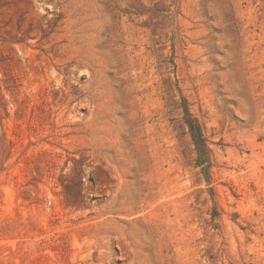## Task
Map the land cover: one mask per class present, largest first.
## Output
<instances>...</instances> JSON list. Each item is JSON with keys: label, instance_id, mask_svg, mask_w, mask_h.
Returning <instances> with one entry per match:
<instances>
[{"label": "rangeland", "instance_id": "obj_1", "mask_svg": "<svg viewBox=\"0 0 264 264\" xmlns=\"http://www.w3.org/2000/svg\"><path fill=\"white\" fill-rule=\"evenodd\" d=\"M0 264H264V0H0Z\"/></svg>", "mask_w": 264, "mask_h": 264}, {"label": "trees", "instance_id": "obj_2", "mask_svg": "<svg viewBox=\"0 0 264 264\" xmlns=\"http://www.w3.org/2000/svg\"><path fill=\"white\" fill-rule=\"evenodd\" d=\"M183 113V124L187 129L191 143L194 147L196 154L195 167L201 169V173L205 176L207 182L211 179V162H210V148L207 138L204 136L202 128L198 121L189 112L188 106L185 101L180 105ZM211 219L214 222L216 219L215 213L211 215ZM215 226V225H213Z\"/></svg>", "mask_w": 264, "mask_h": 264}]
</instances>
